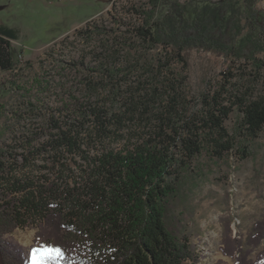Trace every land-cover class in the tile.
I'll list each match as a JSON object with an SVG mask.
<instances>
[{
  "label": "trees",
  "instance_id": "obj_1",
  "mask_svg": "<svg viewBox=\"0 0 264 264\" xmlns=\"http://www.w3.org/2000/svg\"><path fill=\"white\" fill-rule=\"evenodd\" d=\"M127 10L145 50H162L152 62L72 64L55 106L40 100L54 88L45 77L8 81L19 100L11 109L0 104V264H28L6 237L29 226L36 247L61 249L47 264H200L184 221L183 174L202 153L246 157L238 138L264 132V90L235 80L229 68L217 86L188 98L181 52L215 50L239 71H262L264 10L256 0H146ZM17 39L0 25L1 72L14 70ZM262 240L264 218L247 243ZM240 246L225 234L222 252H238L235 264L264 262V249L250 262Z\"/></svg>",
  "mask_w": 264,
  "mask_h": 264
},
{
  "label": "rangeland",
  "instance_id": "obj_2",
  "mask_svg": "<svg viewBox=\"0 0 264 264\" xmlns=\"http://www.w3.org/2000/svg\"><path fill=\"white\" fill-rule=\"evenodd\" d=\"M145 2L0 0V25L13 28L18 37L10 41L15 63L13 72L0 71V104L9 109L18 105V94L12 90L9 80L23 85L33 77H45L54 88L40 100L55 106L56 97L63 96V87L70 86L66 78L73 72L72 64L82 69L81 63L90 66L107 60L120 67L152 62L162 50H145L131 31L138 19L127 10ZM256 7L264 10V0H256ZM80 30H84V35ZM181 55L188 98H196L210 86H217L222 72L229 68L235 80L241 79L256 93L264 90V69L256 72L247 67L239 71L236 62L202 47L188 46ZM47 72L51 73V80ZM62 83L65 85L60 87ZM33 118L42 122V117ZM237 118L233 112L225 122L229 130ZM238 139L245 147L246 157L224 153L218 158L202 153L194 160L193 169L183 174L187 194L184 221L200 264H235L238 252L234 257L222 252L227 233L231 239L241 241L240 247L249 253L250 262L264 249V240L257 247L247 243L253 224L264 218V132L253 140ZM36 232L37 228L29 226L14 230L6 238L23 248L29 258L31 249L36 247Z\"/></svg>",
  "mask_w": 264,
  "mask_h": 264
},
{
  "label": "snow or ice",
  "instance_id": "obj_3",
  "mask_svg": "<svg viewBox=\"0 0 264 264\" xmlns=\"http://www.w3.org/2000/svg\"><path fill=\"white\" fill-rule=\"evenodd\" d=\"M60 253L61 249L58 247H51L49 245L34 247L30 251L28 264H47V261L53 258V254L58 256Z\"/></svg>",
  "mask_w": 264,
  "mask_h": 264
}]
</instances>
